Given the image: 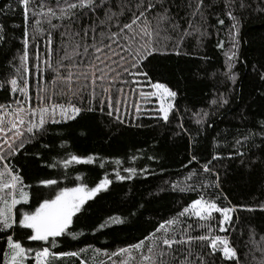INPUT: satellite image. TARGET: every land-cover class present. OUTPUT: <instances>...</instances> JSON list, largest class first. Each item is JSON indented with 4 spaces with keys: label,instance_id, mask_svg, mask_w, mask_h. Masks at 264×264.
I'll return each instance as SVG.
<instances>
[{
    "label": "snow or ice",
    "instance_id": "obj_1",
    "mask_svg": "<svg viewBox=\"0 0 264 264\" xmlns=\"http://www.w3.org/2000/svg\"><path fill=\"white\" fill-rule=\"evenodd\" d=\"M218 2L219 0H181L177 4L176 0H14L15 9L12 4L8 5V12H18L22 17L23 53L16 74L0 83V91L7 90L13 97L11 103H0V239L6 243V248L0 247L2 264H26L30 258L34 260V264H54L65 257L79 258L81 253L87 251L86 248L59 252L52 249L57 246V238L70 237L76 240L78 235H82L73 230L74 217L78 218L77 214L81 213L85 204L97 194L108 190L113 183L108 174L94 186H89L80 175L75 176V186L72 187H60L57 179L43 178L39 180V186L47 189L49 194L44 196L38 190L34 194L36 204L31 205L33 194L29 189L32 186L24 182L21 170L11 163V158L23 150L26 144L46 135L51 125L75 120L84 109L71 101L67 104L56 102L55 90L50 93L47 88L39 86L35 97L36 105H33L26 78L29 72L26 65L29 63L30 43L36 47L34 59L37 63L34 66L38 73H43L39 48V43L43 40L46 57L42 63L46 70L55 73L53 82L63 79L67 84V93L93 102L98 101L99 110L104 112L107 109L110 117L115 114L119 123H124L120 116V101L108 94L111 86L116 81L128 84L126 76L144 77L150 84L151 91L141 90L140 96L145 100L155 98L158 102L155 118L169 123L178 93L165 83L152 82L146 71L147 62L154 55H180L185 39L194 33L200 38L209 36V29L215 27L209 22L210 16L215 15L216 23L223 25L225 21L220 18L219 13L209 12ZM237 2L238 0H223V12L232 21L230 35L233 36L231 49L225 53L224 75L233 82L236 75L232 69L234 62L239 59L235 36L239 32L240 21L234 14ZM246 7L250 5L239 0V8ZM173 8L184 9V16H179V11L173 14ZM256 10L264 12V7ZM54 34L59 35V43L55 48ZM5 37L4 26L0 25V41H4ZM218 47H223V44H218ZM69 48L73 52L71 57L67 54ZM61 51L64 52L63 56L60 55ZM54 54L57 57L55 61ZM61 68L66 75L61 74ZM73 77L77 81L81 78L86 82L90 81L92 90L87 97L83 92L89 88V83L74 89ZM260 79L264 80V74H261ZM105 80L108 81L107 87L103 86ZM98 81L101 82L99 97L95 91ZM119 91L123 92V88ZM64 94L61 91L60 95ZM228 103L223 93L219 94L218 99L211 101L212 105L218 107ZM135 107L139 114V105ZM87 110L95 109L90 105ZM195 115L198 117L196 124L203 125L209 112L202 111ZM180 128L187 131L183 124ZM229 134L230 130H226L223 135L224 147L231 149L228 159L239 158L244 163L248 151L264 148V124H260L258 130L237 129L231 140L228 139ZM256 137H260V144L255 142ZM213 146H218V143ZM42 147L48 148L49 145L42 144ZM36 156L39 158L40 154L36 153ZM223 158L216 153L211 160L201 165L202 173L214 176L215 180L197 179L201 173L192 170L182 181L173 182V191L195 192L197 198L183 206L173 218L159 223L137 242L120 247L110 254L105 253L110 264H264V236L255 241V230H250L248 243L253 247L244 253L245 260L242 262L234 238H231V231L235 230L233 213L237 206H229L230 202L221 203L227 199L222 192L208 191L220 188L219 175L210 165L212 161ZM98 159L99 167L104 168V161L96 156L82 157L72 153L61 159L54 158L46 166L68 169L73 164L92 165ZM148 159L154 157L149 156ZM194 160L195 155L191 157L190 163ZM114 163L119 166L122 162L116 159ZM122 171L127 175L113 169L115 181L131 180L137 174V169L131 166L124 167ZM140 171L146 172L147 169ZM18 205H28L29 210L20 212ZM247 210L253 211L251 208ZM261 210H264V205ZM216 214H219V219ZM187 220H193L194 223H188ZM122 222L119 216H110L99 228ZM25 238L28 241L43 242L44 246L37 249L25 246ZM95 251L100 252L99 249ZM257 252L260 254L259 258L255 255ZM249 256L252 257L251 261L248 260ZM114 257L119 259L115 260ZM80 264H86V261L80 259ZM100 264H105V261H100Z\"/></svg>",
    "mask_w": 264,
    "mask_h": 264
},
{
    "label": "trees",
    "instance_id": "obj_2",
    "mask_svg": "<svg viewBox=\"0 0 264 264\" xmlns=\"http://www.w3.org/2000/svg\"><path fill=\"white\" fill-rule=\"evenodd\" d=\"M180 2L181 0H176L177 4ZM244 2L250 7L240 9L238 0L234 13L240 21L239 32L235 36L239 59L234 62L232 69L236 75L235 82L224 75L225 53L231 49L233 36L230 35L232 21L223 12V0H219L209 12L219 13L225 23L219 25L215 15L210 16L209 22L215 27L209 29V36L200 38L194 33L185 39L180 55H154L149 58L146 71L151 81L165 83L178 93L169 123L155 118V110L158 108L155 98L145 100L140 96L141 90L151 91L150 84L144 77L126 76L128 84L116 81L111 86L108 94L120 101V116L124 123H119L115 114L110 117L107 109L104 112L99 110L98 101L93 102L67 93V84L63 79L53 82L55 73L46 70L42 63L46 57L43 40L39 43L43 73H38L34 66L37 63L34 59L36 47L30 43L29 63L26 65L29 72L26 78L33 105H36L35 97L39 86L47 88L50 93L55 90L56 102L67 104L71 101L84 109L75 120L51 125L46 135L26 144L23 150L11 158V163L21 170L24 182L32 186L29 189L33 194L31 205L36 204L34 194L38 190L44 196L49 194L47 189L39 186L38 182L43 178L57 179L60 187L75 186L76 175H80L89 186H94L105 174L113 180L108 190L88 201L81 213L77 214L78 218L74 217L73 230L82 235H78L76 240L70 237L57 238V246L52 249L59 252L86 248L87 251L81 253L79 258L65 257L54 264H80V259H84L86 264H100V261L110 264L105 253L110 254L120 247L137 242L159 223L173 218L183 206L197 198L195 192L173 191V182L182 181L192 170L201 173L197 179L215 180L214 176L202 173L201 165L211 160L216 153L224 158L212 161L210 167L219 175L220 188L208 191L222 192L227 199L221 203L230 202L229 206H237L233 213L235 230L231 231V238H234L242 262L245 260L244 253L253 247L248 243L250 230H255V241L264 236V210H261L264 205V148L251 149L244 163H241L239 158H227L231 149L224 147L223 139L226 130H230L228 139L231 140L237 129L258 130V126L264 124V80L260 79L261 74H264V12L256 10L264 7V0ZM9 4L15 9L14 0H0V25L4 26L6 33L5 40L0 41V83L16 74L23 53L22 17L18 12H8ZM177 11L179 16H184V9H172L173 14ZM16 25L20 27H14ZM53 39L55 48L59 43V35L54 34ZM220 43L223 47H218ZM67 54L70 57L73 55L71 48ZM60 55L63 56L64 52L61 51ZM56 59L54 54L53 61ZM60 71L62 75H66L63 68ZM134 80L135 83L132 82ZM84 83H89V88L83 92L87 97L92 90L90 81L86 82L83 78L77 81L73 77L74 89L80 88ZM103 86H108L107 80L103 82ZM6 87L10 88V85ZM120 88H123V92L119 91ZM61 91L65 94L60 95ZM95 91L99 97L101 82H97ZM221 93L229 103L223 107L212 105L211 101L218 99ZM12 99L9 91H0V103H11ZM90 105L94 107V111L87 110ZM136 105L141 109L139 114L136 112ZM202 111L209 112V116L203 125H198L195 114ZM242 117L247 119L242 120ZM181 124L187 131L180 128ZM208 124L212 126L208 127ZM255 142L260 144V137H256ZM217 143L218 146L214 147ZM42 144H48L49 147L43 148ZM36 153L40 154L39 158ZM68 153L82 157L96 156L104 161L105 167H99V159L92 165L73 164L68 169L46 166L54 158L61 159ZM193 155L196 160L190 163ZM149 156L154 159L149 160ZM116 159L121 160V165L114 163ZM129 166L137 169L136 176L131 180L115 181L113 169L127 175L122 169ZM144 168L147 171L141 172L140 169ZM17 208L20 212L29 210L28 205H18ZM247 208L253 211H248ZM110 216H119L123 222L100 229L99 225ZM216 216L219 219V214ZM186 222L194 223L193 220ZM23 243L33 249L44 246L43 242L28 241L26 238ZM0 247L6 248L3 239H0ZM96 249L100 252L97 253ZM255 255L259 258L260 254L257 252ZM251 259L249 256L248 260ZM2 262L3 254L0 252V264ZM26 264H34V260L30 258Z\"/></svg>",
    "mask_w": 264,
    "mask_h": 264
},
{
    "label": "rangeland",
    "instance_id": "obj_3",
    "mask_svg": "<svg viewBox=\"0 0 264 264\" xmlns=\"http://www.w3.org/2000/svg\"><path fill=\"white\" fill-rule=\"evenodd\" d=\"M157 105H158V102H157Z\"/></svg>",
    "mask_w": 264,
    "mask_h": 264
}]
</instances>
